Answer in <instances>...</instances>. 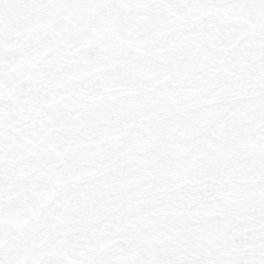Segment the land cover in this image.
<instances>
[{"label":"snow or ice","instance_id":"1","mask_svg":"<svg viewBox=\"0 0 264 264\" xmlns=\"http://www.w3.org/2000/svg\"><path fill=\"white\" fill-rule=\"evenodd\" d=\"M0 264H264V0H0Z\"/></svg>","mask_w":264,"mask_h":264}]
</instances>
